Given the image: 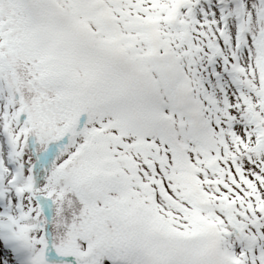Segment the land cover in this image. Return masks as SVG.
I'll use <instances>...</instances> for the list:
<instances>
[{
    "label": "snow or ice",
    "instance_id": "obj_1",
    "mask_svg": "<svg viewBox=\"0 0 264 264\" xmlns=\"http://www.w3.org/2000/svg\"><path fill=\"white\" fill-rule=\"evenodd\" d=\"M0 264H264V0H0Z\"/></svg>",
    "mask_w": 264,
    "mask_h": 264
}]
</instances>
